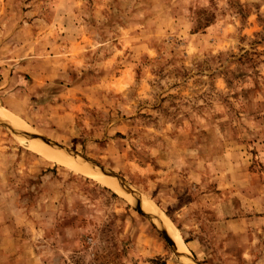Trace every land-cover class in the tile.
Wrapping results in <instances>:
<instances>
[{
    "label": "rangeland",
    "instance_id": "1",
    "mask_svg": "<svg viewBox=\"0 0 264 264\" xmlns=\"http://www.w3.org/2000/svg\"><path fill=\"white\" fill-rule=\"evenodd\" d=\"M0 106V264H264V0H0Z\"/></svg>",
    "mask_w": 264,
    "mask_h": 264
},
{
    "label": "bare ground",
    "instance_id": "2",
    "mask_svg": "<svg viewBox=\"0 0 264 264\" xmlns=\"http://www.w3.org/2000/svg\"><path fill=\"white\" fill-rule=\"evenodd\" d=\"M0 118H5V119L11 118V119H13L11 117V115L7 112V110L1 108V106H0ZM29 146L34 152L39 153L40 155L44 156L46 159L53 161V162H56L60 165H63V166H65V167H67L73 171L85 173V174L91 173L93 175H94V173H98V171L95 168H91L90 166H88V164L84 163L80 158L68 156L65 153L53 150V149L49 148L48 146L40 144V143L38 144V143H34V142L32 143L31 142V143H29ZM104 182L107 184L108 187L118 191L119 193H123V191H122L123 189H121L119 184L113 183V182H108V181H104ZM146 204H147V209L149 210V213H151V215L157 221L158 225H160L167 232L168 236L170 235L176 243H179V239H178V236L176 234L175 228L172 225V223L170 222L167 215L161 213V211L158 210V208L154 204H152V203H150V204L146 203ZM149 217L151 218L150 215H149ZM181 246H180L181 249L185 248V247L182 248Z\"/></svg>",
    "mask_w": 264,
    "mask_h": 264
},
{
    "label": "water",
    "instance_id": "3",
    "mask_svg": "<svg viewBox=\"0 0 264 264\" xmlns=\"http://www.w3.org/2000/svg\"><path fill=\"white\" fill-rule=\"evenodd\" d=\"M139 206V205H138ZM139 209L141 210V211H143L144 209H143V207H141V203H140V206H139ZM145 211V210H144ZM146 213H148V212H146ZM149 214V213H148ZM149 215H151V214H149ZM156 224H157V222H156ZM162 235H163V237L166 239V241L171 245V246H173V247H175L176 246V244H175V242L168 236V234H167V232L162 228Z\"/></svg>",
    "mask_w": 264,
    "mask_h": 264
}]
</instances>
